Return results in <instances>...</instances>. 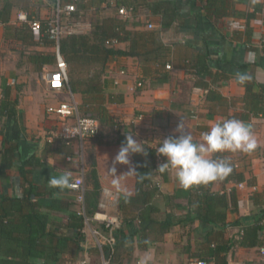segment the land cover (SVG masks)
<instances>
[{
	"label": "crops",
	"instance_id": "1",
	"mask_svg": "<svg viewBox=\"0 0 264 264\" xmlns=\"http://www.w3.org/2000/svg\"><path fill=\"white\" fill-rule=\"evenodd\" d=\"M42 1L44 4L39 7V19H47L51 16L49 10H53L51 8L54 6L49 5L45 0ZM80 1L86 5V8L78 20L88 21L92 25L96 20L116 16L125 19L126 29L136 31L149 29L147 22L155 20L141 5L144 2L158 0H134V4L138 7L134 14L127 18L119 15L117 8L126 6L128 0H122L123 3L117 7L116 0ZM173 1L182 23L175 22L159 34L161 41L171 46L166 63L171 66L167 70L169 73L167 81L159 82L153 78H142V66L135 56L121 55L105 66L102 83L107 93H112L116 98L115 102L107 106L110 115L115 119V124L105 127L107 132L103 135L101 132L104 127L100 126V133L98 131L95 137L84 142L82 156L86 167L85 204L86 194H90L92 189L89 178L92 162L86 163L84 158L87 152L88 157L91 155L95 163L101 185L99 201L102 198L103 188L118 191L120 195L131 192L133 173L129 170L134 168L135 161L141 157V153L132 154L128 165H115L118 177H113L108 170L113 166L114 157L123 144L125 135H133V138L142 144L154 143L159 146V140L173 135L177 124L181 122L186 132L192 135L194 142L199 143L201 134L208 131L212 125L224 119L234 118L251 126L257 147L250 153H218L233 162L244 178L241 182L242 187L233 183L226 185L227 190L234 187L237 194V211L227 214V222L233 223L240 217H249L259 208H264V104L254 106L251 99L246 96L244 83L240 84L236 80L237 73L253 78L257 88L264 95V0H246L236 4V8L242 12L255 11V16L248 22L245 18L224 17L215 23L204 16L200 0ZM17 12L18 10L12 12L8 24H21L14 23ZM156 28L158 25L154 22L153 29ZM3 32V26H0V100L5 86L9 85L18 90L16 120L20 133L17 140L9 143L14 148L11 154L12 162L10 166H4L1 160L3 140L10 139L13 120L0 118V195L20 197L29 184L34 190L30 196L33 201L43 206L51 202H66L70 203L68 209L73 211L75 209L73 193L66 190V187L51 186L49 179L53 176L59 178L65 175L71 179L77 173L78 143L73 141L71 144H66L72 147V154L63 156L57 150L56 140L52 142L47 140L49 132L58 124L56 117L47 113V107L54 106L60 101H67L71 97L78 104L81 96L65 88L54 91L61 94L60 100L47 104L41 93L30 87L20 92L19 86L13 84L27 80L23 76L20 77V60L16 61L13 55L17 50L10 49L4 43ZM127 46L128 43L125 41L115 45L120 49H126ZM36 48L40 51H55V48L44 46ZM4 50L8 51L6 55L2 53ZM197 50L207 52L211 74L205 75L204 81L217 90L223 100L222 103L208 101L206 89L196 86L195 76L185 69V62L193 58ZM121 69L125 71L124 74H120ZM213 76L217 77L214 83H212ZM138 81H142L139 87L136 86ZM139 114L142 115L141 119L137 118ZM67 156L72 160L67 161ZM32 157L34 163L24 165L26 160ZM21 169L25 173L22 174ZM152 180L158 188V193L152 198V203L160 210L158 217L162 218L166 213H171L177 219H184L187 215L186 206L190 188L183 189L178 184L173 169L165 171L164 176L156 173ZM219 188L220 185L215 183L212 189L219 190ZM117 203L109 206L106 212L117 216L120 226H123L125 215L116 208ZM135 209L128 205L127 213L134 215ZM41 211L47 213L49 222L47 227L56 235H69L73 232L72 228H68L69 231L63 226L68 221V210L42 207ZM134 222L136 223V220ZM210 228L200 225L198 220L177 223L163 235L161 240H149L141 246L138 245L140 238L134 236L127 246H119L114 258L108 264H139L143 258H148V264H186L196 258L205 259L210 264H226L230 259L243 263L260 261L258 247L216 246L215 242L208 239ZM240 229V225H230L225 228L223 237L228 240L236 238ZM124 232L128 233L126 228ZM102 256L104 257L103 253L101 255L94 244L85 238L82 249L76 256L73 257L69 251L62 253L59 264L73 258H75L73 260L87 258L89 264H101ZM38 264L51 263L39 260Z\"/></svg>",
	"mask_w": 264,
	"mask_h": 264
},
{
	"label": "trees",
	"instance_id": "2",
	"mask_svg": "<svg viewBox=\"0 0 264 264\" xmlns=\"http://www.w3.org/2000/svg\"><path fill=\"white\" fill-rule=\"evenodd\" d=\"M204 16L211 22H218L224 17L234 19L245 18L248 22L255 16L254 12H242L236 8V4L246 0H200ZM126 6H132L134 14L136 5L134 0H128ZM60 5L73 3L75 10L64 14L62 21H75L84 14L86 5L80 0H58ZM122 0H116L115 5L120 6ZM44 4L42 0H0V22L3 23V41L13 50L24 54L26 61L33 71H40L45 65H54L55 51L32 52L25 51V48H36L44 46L55 48L56 43L47 34V19H39V7ZM46 5V4H45ZM48 6V5H46ZM144 11H148L150 17H154L158 28L130 31L125 28V19L119 17H108L104 20H96L88 31L77 34H65L60 37L57 48L67 65L68 89L71 93L81 96L78 108L81 113H89L99 122V128L109 127L115 124V119L108 111V104L116 101L112 93H107L103 87L102 78L105 66L116 57L135 56L142 66V78H153L159 82H165L169 78L168 69L165 65L168 61L170 44L163 43L160 39V32L170 28L175 22L182 23L173 0H158L156 2H144ZM55 10V6L53 8ZM14 10L24 11L29 18L40 20L41 29L36 37L27 23L18 25L8 24ZM118 13V8H117ZM130 15V16H131ZM154 25V22L149 21ZM111 40L117 43L125 41L128 43L126 49L115 47L110 44ZM187 72L195 76L194 84L206 89V99L223 102L216 89L204 81L205 75H210L211 70L208 63L207 52L198 51L195 56L188 59L185 64ZM214 77V78H213ZM212 77L214 83L217 77ZM142 84V81H139ZM246 96L251 99L254 106L264 104V95L259 91L253 78L245 82ZM17 89L9 85L2 89L0 100V118L13 120V128L10 139L4 138L2 163L10 166L14 148L9 145L13 140L19 138V127L16 120ZM57 150L63 156L72 154V147L66 145L65 141L57 139ZM145 148L141 157L136 159L132 175V186L130 193L120 195L117 203L124 216V225L113 231V251L109 247H103V255L109 259L114 258L119 246H127L134 236L140 238L138 245H145L149 240H161L163 235L175 224L187 221L198 220L200 225L211 227L209 230V241L215 242L216 246L228 248L237 245L243 248L260 247L264 244V208H259L249 217H240L233 223L227 222L228 212H236L238 207L237 194L234 187L228 190V183L238 184L242 182L243 175L237 171L234 163L221 157L218 153L213 159H224L231 163L232 172L223 179L210 182L204 185L190 187V194L187 201V215L184 219H177L171 213L164 217H158L159 208L152 203V198L158 193V188L153 184V176L156 173L164 176L155 164V149L150 145L142 144ZM33 157L26 160L24 165L33 164ZM89 178L92 189L86 194V213L91 215L97 207L100 182L97 175L95 163H91ZM21 173H25L23 169ZM215 183L220 185L219 190H213ZM70 191L68 186L65 188ZM33 187L28 184L23 195L20 197H9L0 195V264H38L39 260L59 264L62 253L70 252L73 257L82 249L85 236L82 232L83 219L76 214L75 209L69 210L70 203L51 202L46 206L33 201L31 194ZM71 192V191H70ZM253 200V197H252ZM136 208V214L129 215L127 206ZM47 209L61 208L68 210V221L64 228H72L73 232L65 235H56L50 231L48 215L41 211ZM136 220V223L134 222ZM99 225V224H98ZM230 225H240L241 229L236 238L225 239L223 233ZM102 227V225H99ZM127 229L128 233L124 230ZM70 231V230H69ZM54 239L56 241L54 242ZM71 246V247H70ZM72 250H70V249ZM72 257V258H73ZM75 259V258H73ZM70 259V260H73ZM65 263L62 261L60 264Z\"/></svg>",
	"mask_w": 264,
	"mask_h": 264
},
{
	"label": "built area",
	"instance_id": "3",
	"mask_svg": "<svg viewBox=\"0 0 264 264\" xmlns=\"http://www.w3.org/2000/svg\"><path fill=\"white\" fill-rule=\"evenodd\" d=\"M75 10L73 3H67L60 5L57 3L55 5V10L53 14L47 18V34L50 39L54 40L56 43L55 47V63L52 70L46 72L43 76L48 88L52 91H61L65 88L68 89V75H67V65L59 53L57 48V43L65 34H77L88 30L91 27L90 22H84L82 20L75 21H62L64 14H69ZM132 6H121L118 8V14L123 16V18L129 17L133 12ZM14 23H27L33 34L37 37L40 33L41 23L40 20L35 18H29L27 13L24 11H18L16 13ZM0 26L3 23L0 22ZM153 25L147 22V28H152ZM110 44H117L116 40H111L108 42ZM166 69H170V64L165 65ZM120 74H124L123 69L119 70ZM136 86H141V82H137ZM71 94V93H70ZM47 113L49 115H54L58 121L56 128L51 130L47 135V140L52 142L54 140L60 139L65 141L66 144H71L73 141L78 143V168L77 173L69 179L68 188L74 195V202L76 204V214L83 219L82 232L86 240H90L94 247L101 253H103V247L107 246L111 251H113L114 237L113 231L120 226V220L115 215H109L106 209L109 206L115 205L119 200L120 193L115 190L108 188H103L102 198L98 201L96 210L93 214L89 215L85 210V183L84 177L86 172V167L83 162L82 148L84 142L90 138L97 135L99 131V122L89 113H81L77 102L71 97L67 101H60L54 106L47 107ZM138 119L142 118V115H137ZM145 143V142H144ZM147 144V143H146ZM150 146L156 149L158 145L152 143ZM67 161L72 160L70 156L66 157ZM163 157L159 156L155 152V164L159 166L162 163ZM242 183H238L237 186L242 187ZM102 225L99 226V225ZM258 256L260 261L257 263H243L234 259H230L226 264H264V244L257 248ZM109 259L101 257V264H108ZM63 264H89L87 258H82L78 260H69ZM186 264H210L207 260L202 258H196L188 261Z\"/></svg>",
	"mask_w": 264,
	"mask_h": 264
},
{
	"label": "clouds",
	"instance_id": "4",
	"mask_svg": "<svg viewBox=\"0 0 264 264\" xmlns=\"http://www.w3.org/2000/svg\"><path fill=\"white\" fill-rule=\"evenodd\" d=\"M248 77L237 73L236 80L243 84ZM155 152L164 158L158 170L164 173L168 169L175 171L178 184L183 189L204 185L225 178L232 172V165L224 159H213L212 154L220 152L250 153L257 147V140L251 126L238 119H224L208 131L201 134V142H194L180 122L174 134L159 140ZM142 142H138L133 135H125V140L114 157L113 166L109 172L118 177L116 164L128 165L130 156L144 152ZM129 172L136 173L134 169ZM49 184L53 187L64 188L69 184L68 176L51 177ZM139 264H148V258L140 260Z\"/></svg>",
	"mask_w": 264,
	"mask_h": 264
},
{
	"label": "rangeland",
	"instance_id": "5",
	"mask_svg": "<svg viewBox=\"0 0 264 264\" xmlns=\"http://www.w3.org/2000/svg\"><path fill=\"white\" fill-rule=\"evenodd\" d=\"M52 11L53 10H49V14L52 15ZM37 49H39V48H36V49L35 48H29V49L25 48V51L32 52V51L37 50ZM7 52H8L7 50H4L2 53H3V55H6ZM13 55H15L16 61L20 60V65H21V67L19 68L20 71H21L19 73L20 77L23 76V78L25 80H27V82H22L21 81L22 78H20L21 82H19V83L15 82L13 84V85H18L19 86L20 92H23L24 90H28V87H30L31 89L36 90L37 92L41 93V95L46 99V103L47 104L53 103L56 100H60L61 99V94L50 90L48 88V85H47L45 79L43 78L44 74L46 72L52 70L54 65H45V67L42 68V70L35 72V71H33L31 69V66L27 62H25L26 61V57H25L24 54H20V52L17 51V52H14ZM29 77H32V79H31L32 81L30 80ZM100 131H99V133H100ZM106 132L107 131L105 130V127H104V129L101 132L102 133L101 135H103ZM90 156L91 155H89V157H88V152L84 155L86 163L94 162V161H92V158Z\"/></svg>",
	"mask_w": 264,
	"mask_h": 264
},
{
	"label": "water",
	"instance_id": "6",
	"mask_svg": "<svg viewBox=\"0 0 264 264\" xmlns=\"http://www.w3.org/2000/svg\"><path fill=\"white\" fill-rule=\"evenodd\" d=\"M49 5L55 6L57 3V0H45Z\"/></svg>",
	"mask_w": 264,
	"mask_h": 264
}]
</instances>
